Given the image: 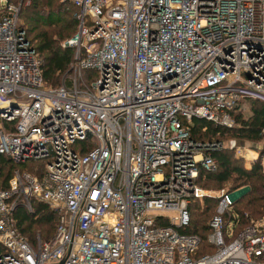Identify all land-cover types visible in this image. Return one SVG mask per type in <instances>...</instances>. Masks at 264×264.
Returning <instances> with one entry per match:
<instances>
[{
  "label": "built area",
  "instance_id": "1",
  "mask_svg": "<svg viewBox=\"0 0 264 264\" xmlns=\"http://www.w3.org/2000/svg\"><path fill=\"white\" fill-rule=\"evenodd\" d=\"M57 1L77 10L62 45L73 74L57 87L18 23L22 0L0 6V155L34 163L0 186V264H264V211L234 232L223 189L212 252L183 232L219 146L192 138V119L230 128L245 100L264 102V0ZM34 203L58 222L29 242L12 212Z\"/></svg>",
  "mask_w": 264,
  "mask_h": 264
},
{
  "label": "trees",
  "instance_id": "2",
  "mask_svg": "<svg viewBox=\"0 0 264 264\" xmlns=\"http://www.w3.org/2000/svg\"><path fill=\"white\" fill-rule=\"evenodd\" d=\"M9 1L16 2L17 0ZM22 17L24 22H26V20H39L41 27H56L59 38L60 36L63 39L70 36L72 37L76 32L73 30L77 25L76 8L70 4L58 2L57 0H32L31 7L22 10ZM35 36L44 40L42 43H38L35 47L32 45L37 53L42 54V57H39L41 61V76L44 85L45 82L48 84H55L57 80L56 75L65 70L71 61L70 59L72 58L74 47L62 46V48H60L54 46L52 41L48 39L47 32L44 31L37 33ZM45 86L57 87L58 85ZM247 111L249 114L246 117L240 110L233 112L232 115L235 126L233 125L230 128L214 125L204 119L193 118L191 121L190 135L192 138L199 141H205L204 139L210 141L212 137H216L217 134L230 133L233 137L238 139H244L251 142L259 141L264 136V102L251 99ZM209 154L215 160V169L213 171L199 170L195 183L199 187L201 182H204L205 180H213L221 185L231 178L232 182L236 185L234 190L238 189L235 191L236 193L234 192L235 197H233L232 207L233 213L238 216V224L234 229V232H236L245 224L246 218L243 215L244 213L248 216H254L252 214L259 216L264 211V174L257 173L258 170H261L259 161L254 162L252 166L246 170L241 165L235 163L225 151L216 148L210 150ZM31 165H34V163L27 162L16 165L9 158L0 155V186H6V181L14 168L31 170ZM248 179L253 180L248 183ZM241 184L246 185L245 189H240ZM220 185H218V187H220ZM234 190H232L231 193H233ZM225 191L228 192V190ZM212 198L213 197L208 195L204 196L203 203L209 205V201H211ZM194 200V197L191 198V202H189L188 206H190ZM213 201L215 208L217 198L214 197ZM188 212L190 216V208H188ZM56 213V211L50 209L44 203H34L31 213H28L18 204L12 212L13 226L21 236L26 238L29 242H33V240L31 241V239L24 236L25 232L30 234L34 228L33 226L41 230V226L46 225L45 231L43 229V232L47 235L42 236L41 233L39 234L35 232L40 239L46 240L51 237L55 231L58 222V213ZM228 218L229 215H225V219L227 220ZM196 228L197 227L194 225L190 226L189 217L188 225L183 229V232L196 234L200 238L197 254L212 252L213 247L206 241V236L209 232L207 223L204 226L200 225L199 229L197 228L198 230Z\"/></svg>",
  "mask_w": 264,
  "mask_h": 264
},
{
  "label": "rangeland",
  "instance_id": "3",
  "mask_svg": "<svg viewBox=\"0 0 264 264\" xmlns=\"http://www.w3.org/2000/svg\"><path fill=\"white\" fill-rule=\"evenodd\" d=\"M16 1V0H15ZM4 0H0V6L3 5ZM21 7H20V11L18 14V23L21 26V28L24 30V34L26 36V38L29 40V42L35 47L38 43H42V41H44L42 38L35 36L37 33H41V32H47V37L50 41H52V44L54 46H58L60 48H62L63 42L65 40L70 39V37L68 38H62L60 36V38L58 37V33H57V29L56 27H41V25L39 24V20H26V22H24L23 17H22V10L23 9H29L32 5V0H22ZM73 30L76 31V27L73 28ZM74 53V52H73ZM40 57H42V54L38 53ZM71 61L69 62V64L67 65L66 69L63 70L61 73H58L56 75L57 80L55 82L56 86L60 85V84H70V77L73 74V70H72V64H73V55L72 58L70 59ZM91 72L87 73V71H83L81 73L80 79H84L85 76H90ZM88 78V77H86ZM82 81H79V84H82ZM55 84L53 83H46L45 85H50V86H55ZM251 103V99L245 100L241 106V112L243 113V115L248 116L249 112L247 111L249 109V105ZM235 126V125H234ZM214 137V138H213ZM212 139L210 141L204 139L206 142H212V143H218V149L225 151L227 154L230 155L231 159H233V161L239 165H241L244 169L248 170L252 164L254 162H258L260 164V169L258 170L257 173H263L264 174V136L262 137V139H260L259 141L256 142H251L248 140H244V139H238L233 137L230 133H223V134H217V136H213ZM231 141H234L231 143ZM236 165V164H235ZM233 176V175H232ZM253 179H248V183H250V181H252ZM241 183V182H239ZM218 183H216L213 180H205L204 182L200 183L199 189L201 191H205V193L207 194H201L199 196H197L195 198L194 201H192V204L190 206H188V208H190V226L194 225L195 227H197L199 229L200 225L204 226L207 223V220L209 219V217L213 214L214 212V196L215 193L221 189L223 190H228V192L230 193V197L232 199H234V192L237 191L238 189L234 190L236 185L234 182H232L231 178L222 183L220 185V187H218ZM235 185V186H234ZM246 185L245 184H241L240 185V189H245ZM220 188V189H219ZM239 188V185H238ZM233 191V193H231V191ZM236 193V192H235ZM210 196L213 197L211 199V201H209V205L203 203V197L204 196ZM191 202V201H190ZM209 209H208V208ZM57 214V213H56ZM171 216H174L176 213L174 211H170L168 213ZM255 217H257V215L252 214ZM254 216H251L254 218ZM33 230L30 234H28V232H25L26 237H28V239H31V241H34V236L37 233H41L42 236H45L47 234H45V232H43V229L45 231V227L46 225H42L41 226V230H39L37 227L33 226ZM196 228V229H197ZM32 229V228H31ZM197 229V230H198ZM37 232V233H35ZM35 233V234H34ZM204 251V250H203ZM207 253V252H206Z\"/></svg>",
  "mask_w": 264,
  "mask_h": 264
}]
</instances>
